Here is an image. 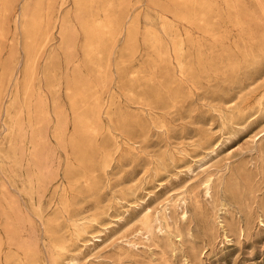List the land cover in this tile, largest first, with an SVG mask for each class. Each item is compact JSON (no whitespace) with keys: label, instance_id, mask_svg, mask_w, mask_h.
Here are the masks:
<instances>
[{"label":"rangeland","instance_id":"1","mask_svg":"<svg viewBox=\"0 0 264 264\" xmlns=\"http://www.w3.org/2000/svg\"><path fill=\"white\" fill-rule=\"evenodd\" d=\"M0 264H264V0H0Z\"/></svg>","mask_w":264,"mask_h":264},{"label":"bare ground","instance_id":"2","mask_svg":"<svg viewBox=\"0 0 264 264\" xmlns=\"http://www.w3.org/2000/svg\"><path fill=\"white\" fill-rule=\"evenodd\" d=\"M26 7V6H25ZM4 9V8H3ZM5 10V9H4ZM52 10V9H51ZM32 12V11H31ZM52 12V11H51ZM50 12V13H51ZM78 12V11H77ZM28 14V13H27ZM46 14V13H45ZM38 15V14H37ZM51 15V14H50ZM38 17V16H37ZM37 23V22H36ZM25 24V23H24ZM28 24H30L29 22H28ZM45 25H47V21H46V23H44ZM38 25V24H37ZM41 25V24H40ZM30 26V25H29ZM28 26V27H29ZM43 26V25H42ZM49 26V25H48ZM96 26L98 27V28H100L101 27V23L100 22H96ZM30 28V27H29ZM24 29H26L25 27H24ZM28 29V28H27ZM25 31V30H24ZM30 31H31V28H30ZM43 32V31H42ZM106 32V31H105ZM108 32V31H107ZM32 33V32H31ZM33 33H34V30H33ZM46 33V32H45ZM38 35H39V32L37 33ZM45 36V35H44ZM33 37H31V39H32ZM37 38V37H36ZM30 39V38H29ZM38 39V38H37ZM47 40V39H46ZM46 42V41H45ZM36 44V43H35ZM35 44L33 43L32 45L33 46H35ZM40 44V43H39ZM42 46V45H41ZM31 47V46H30ZM29 47V48H30ZM37 48V47H36ZM40 48H42V47H40ZM28 50V49H27ZM32 50H33V47H32ZM179 50V49H178ZM36 51V50H35ZM36 53V52H35ZM29 54V53H28ZM28 56H30V55H28ZM27 56V57H28ZM31 57V56H30ZM34 57V56H33ZM32 58V57H31ZM28 60H29V57H28ZM32 60L33 59H31V62H32ZM27 62V61H26ZM34 63V62H33ZM27 64V63H26ZM27 66H28V64H27ZM31 66V65H30ZM27 68V67H26ZM29 68V67H28ZM27 68V69H28ZM151 81V80H150ZM202 185H203V190H204V192L206 193V194H208L209 192H210V190H211V180H210V178L209 177H207L206 179H204L203 180V182H202ZM184 203L182 202V205H183ZM182 207V206H181Z\"/></svg>","mask_w":264,"mask_h":264}]
</instances>
